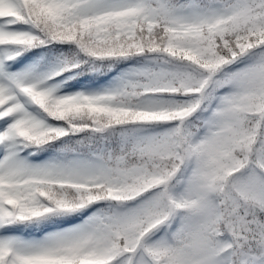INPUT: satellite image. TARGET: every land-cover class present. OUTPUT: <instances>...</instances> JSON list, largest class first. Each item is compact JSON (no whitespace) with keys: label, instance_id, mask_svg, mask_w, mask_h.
Instances as JSON below:
<instances>
[{"label":"snow or ice","instance_id":"obj_1","mask_svg":"<svg viewBox=\"0 0 264 264\" xmlns=\"http://www.w3.org/2000/svg\"><path fill=\"white\" fill-rule=\"evenodd\" d=\"M0 264H264V0H0Z\"/></svg>","mask_w":264,"mask_h":264},{"label":"trees","instance_id":"obj_2","mask_svg":"<svg viewBox=\"0 0 264 264\" xmlns=\"http://www.w3.org/2000/svg\"><path fill=\"white\" fill-rule=\"evenodd\" d=\"M41 51H42V49H33L32 52H25V53H23V55H26V53H27V54H31V55H33V56H38V57H40V56H39V53H40ZM39 61H40V60H39ZM78 79H79L80 81H84V80H85V77H79ZM69 83L72 84L73 86H75L76 84H78L77 81H75V80L70 81Z\"/></svg>","mask_w":264,"mask_h":264},{"label":"rangeland","instance_id":"obj_3","mask_svg":"<svg viewBox=\"0 0 264 264\" xmlns=\"http://www.w3.org/2000/svg\"><path fill=\"white\" fill-rule=\"evenodd\" d=\"M18 27V26H17ZM19 28V27H18ZM19 29H21V28H19ZM21 30H23V29H21ZM29 66V64L27 63V62H22L21 64H20V67L21 68H26V67H28ZM78 87H76V88H72V89H70V90H76ZM64 90H69V89H62V91H64Z\"/></svg>","mask_w":264,"mask_h":264}]
</instances>
